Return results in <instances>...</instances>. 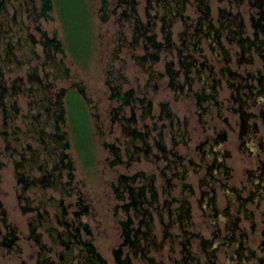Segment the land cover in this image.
Here are the masks:
<instances>
[{
  "label": "rangeland",
  "instance_id": "rangeland-1",
  "mask_svg": "<svg viewBox=\"0 0 264 264\" xmlns=\"http://www.w3.org/2000/svg\"><path fill=\"white\" fill-rule=\"evenodd\" d=\"M92 13L94 17V40H95V51L87 66L75 61L65 48V55L61 52L56 54L57 65H52L51 61H47L44 45L42 44V32H46L49 37L54 34L59 39L64 40V33L62 23L57 15V12L52 11V18L47 19L43 16H38L40 0H33L35 6V13L29 14L26 10L22 11V20L24 26L28 28V37L32 35L36 39L34 49L36 53H32L30 48L26 47H13L12 54L10 57L7 55L9 43L12 40H18V37H26L27 33L14 35L13 31L9 30L8 27L14 28V23L11 20V14L13 12V6L8 5V12L0 14V56L1 58H9V60L3 64L1 68L3 78L7 85H12L18 78L22 81L21 87L26 89L29 86L28 83V71L30 67L36 66L38 69L39 76L43 78V81L53 83L52 93L55 97L61 89H67L79 84L84 88L85 100L88 104L90 112V123L93 129L94 142H95V160L94 163L87 167L82 162L77 150L72 145L68 150L71 159L73 160V180L70 184L65 182L69 179L66 173H64L65 184L58 186L57 188H48L46 190L47 196H53L57 199H64L65 204L68 206L69 215L67 217L73 219V211L79 208V199L82 198L83 203L89 205L88 212L86 215L81 217L82 223L87 224V227L81 225L80 238L83 241L91 242L96 251L108 262V264H116L115 259L119 258L124 260L127 254H131L132 261L138 264L136 258L133 256L128 245H124L125 234L123 221H129L132 219V225L139 226V220L144 217V210L149 209L152 211L148 201H143L140 206L142 207L139 211L131 206L128 211H125L122 205L129 201V193H124V199H119L116 196L115 185H117L118 177L120 174L128 176H134L140 171L144 172L147 176L153 175L154 185L156 187L160 200L164 199L162 195L161 186H165L166 181L162 178L160 171L163 165V159L160 151L156 146V139H159V132H162L163 143L169 151L167 154L168 159H175V156L171 153V149L178 151L177 154L182 155V162L185 163L187 168H191L190 159L199 161L196 153V145L205 137L206 134L212 133L213 129L210 127L211 123H208V129H201L200 123L198 122L199 115L196 113L195 101L191 99V91L195 90V86L203 80L199 79L200 74H196L195 71L191 72L190 75L193 77L192 82H196L192 90L188 86L182 88L173 89L169 85L170 77L166 73V63L173 61L174 68L179 70V58L180 54L178 48L174 46L173 50L163 51L160 54V60L154 64L152 70H148V64L141 66L134 58V54L144 53L142 46H132V34L133 26L125 19L120 18V10L117 13L112 12L113 5L109 7L108 17L106 20L102 18V12H100V0H92ZM139 11L143 18L146 14V0H139ZM208 6H210V19L213 23L219 27L220 23L223 22V34L222 43L224 49L213 47L211 42L207 38H202L198 44V50L194 49V45L191 43L187 45V49H184L182 54L191 53L195 56V59L205 62L209 65L206 68L205 74L213 79L220 81L219 87V98L225 100V105H231L229 100L230 90L227 87V81L219 71V67H229L231 70L238 73L247 75L248 71L255 72L258 68H263L264 61L262 58L254 53L253 47L250 49L252 62L239 60V53L241 46L234 38H228L229 28L236 29L229 18H234V21H240L243 23L244 36H249L251 39L254 35H257L260 39H264V31L262 24L263 20H259L260 13L259 8L252 5L249 0H243L240 3L230 0H207ZM262 6L264 8V0H262ZM110 11V12H109ZM159 13V12H158ZM184 19L177 20L173 27V41L175 45L182 47V40L180 39L179 33L185 29H194V24L201 14L198 8V0H188L184 9ZM255 22H258L255 25ZM253 23V25H252ZM159 27L156 28V31ZM27 37V38H28ZM161 39V36L159 37ZM142 45V44H141ZM8 49V50H7ZM248 53L245 55L248 57ZM228 56L230 61L226 62L225 57ZM22 58L25 60L22 62ZM222 58V59H221ZM245 58V57H244ZM63 60V63L60 60ZM243 59V58H242ZM17 61L22 62L20 66L16 64ZM19 64V63H18ZM68 70V74H63ZM183 70V69H182ZM181 71L178 75L179 84H183L186 78ZM209 72V73H208ZM204 76V74H203ZM212 79L211 77H209ZM250 81L253 82L251 79ZM120 85L123 91L133 88L134 94L137 98L145 97L146 103H152L151 114L147 117L142 118L144 107L141 105L139 99L135 100L132 105L124 106L119 111L118 119H114L115 108L121 103L116 98L111 96L112 90L111 85ZM15 98L18 101L20 107V115L17 118L18 125L25 131L24 115L28 113L29 101L31 98L27 97L24 93H15ZM167 103L171 112L174 116H177L180 124L172 126L169 118L162 113L164 106L162 104ZM134 107V108H133ZM132 113L136 116L134 127H137L141 131L149 129L151 150L148 155H142L138 158H131L126 153L128 136L123 132L121 119L123 116H131ZM229 117V122L234 125L236 116H233L229 111L225 110V117ZM121 119V120H120ZM207 120H211L209 116L205 117ZM213 123L221 126L223 122L219 118L213 117ZM236 125V123H235ZM147 126L149 128H147ZM213 126V125H212ZM234 127H231L225 123L227 130L228 139L225 142V148L231 152V158L228 159V164L233 168V181L240 185L241 179H245L244 169L250 168L255 170L256 162L254 156L250 154L248 150L245 154L239 153L236 146L239 144V138ZM62 128L69 132V125L66 121L62 124ZM179 133V134H178ZM21 141L23 144L31 142L30 138L22 135ZM175 138L178 139L177 143ZM3 134L0 133V198L2 199L3 205L6 209V215L8 222L18 226L19 239L16 244L11 248L2 244V235H0V264H41L38 259L39 247L37 243L29 237V217L32 213H24L19 205L18 193L19 184L17 182L15 168H14V157H8V153L4 151ZM105 143H114L120 147V154L122 162L112 163L114 159L113 153L107 148ZM154 155V156H152ZM159 155L160 157H157ZM150 157H153L151 159ZM243 158V159H242ZM199 175V174H198ZM193 171L189 172L186 182H191L197 185L199 178ZM133 187H139L142 185L140 176H137L133 182ZM138 189V188H137ZM70 193L66 194L65 192ZM147 193V192H146ZM178 192L176 191L175 194ZM42 194L41 189H35L32 193V197L40 198ZM150 193H147L149 197ZM200 196V194H197ZM194 206L197 205L195 199H193ZM176 205V204H174ZM50 211V217L54 215V209L52 206H47ZM247 207L255 213L253 219H245L242 217L240 225L244 229L247 236L244 238L245 246L252 250H255L257 256L264 257V221L263 215H260L261 211L264 210V201L261 205H255L253 203H247ZM154 212V227L152 229L153 235L156 236L157 242L162 240L163 229L159 223V218ZM193 219L197 224V227L191 225L192 229L200 231L201 237H211L209 229L203 223L204 218L202 217L201 211L198 208L194 209ZM253 221L256 222V226L252 228ZM78 220L76 221L77 225ZM129 223V222H128ZM130 224V223H129ZM189 226L187 229H191ZM4 231V227H3ZM42 233L43 241L48 245L49 250L46 252V257H49L51 264H65L64 261L71 264H80L78 259V249L72 252L70 259H65L60 256L62 247L58 246L53 248V243L50 238L46 235L43 230ZM173 233L166 235L164 240V249L162 253H157L156 257L164 258L166 264H173L170 260V255L175 256L171 250L176 251L178 257V251L181 246L174 245L176 248L172 249L170 243L171 238L177 235L176 241L183 239V235L178 233L177 228H173ZM151 233V234H152ZM133 237V236H132ZM194 239V242L198 239ZM175 241V242H176ZM145 246L141 243L139 248ZM195 247V245H194ZM116 250H121L120 254L117 255ZM137 250H139L137 248ZM154 253V251H152ZM245 255H249V251H244ZM44 258V257H43ZM42 258V259H43ZM246 264H255L256 257L250 258L245 262Z\"/></svg>",
  "mask_w": 264,
  "mask_h": 264
},
{
  "label": "trees",
  "instance_id": "trees-1",
  "mask_svg": "<svg viewBox=\"0 0 264 264\" xmlns=\"http://www.w3.org/2000/svg\"><path fill=\"white\" fill-rule=\"evenodd\" d=\"M188 0H146V14L142 17L139 11V0H100L99 10L102 12L104 20L108 17V10L113 5L112 12L117 13L120 10V18L125 19L133 26L132 46H142L144 53L134 54V58L141 66L148 64V70H152L154 64L159 62L160 54L163 51L173 50L174 46L178 48L180 58L178 60L180 69L186 78V82L179 84L178 75L181 71L174 68L173 61L166 63V73L170 77L169 85L173 89L188 86L190 90L193 81L190 73L195 71L200 74V80L213 82V78L202 71L201 62L195 59L193 54H182L184 49L190 43L194 45V49L198 50V44L202 38H207L213 47L224 49L222 43L223 22L217 27L210 19V6L207 0H198V8L201 11L200 16L194 24V29H188L179 33L182 40V47L175 45L173 41V27L177 20L184 19V9ZM235 1L237 4L242 0ZM252 5L259 8L260 21H264V8L262 0H249ZM92 0H40L38 16L47 19L52 18V11H56L62 23L64 40L59 39L56 34L49 37L47 33L42 32V44L44 45L46 59L51 61L52 65H57L56 54L61 52L65 55V48L68 54L78 63L87 66L95 51L94 40V17L92 13ZM13 6L11 20L14 28L8 27V31H13L14 35L27 33L26 37H18V40H12L8 45L7 55L10 57L12 48L21 46L30 48L32 53H36L34 44L36 39L28 33V28L22 20V11L26 10L30 15L35 13L33 0H0V14L8 12L7 6ZM110 12V11H109ZM159 12V13H158ZM258 22H256L257 24ZM236 29L229 28L228 38H234L241 46L239 60H246L245 51L254 47L249 39L245 38L243 31V23L235 21ZM264 31V23L262 24ZM159 30L156 31V28ZM161 36V39L159 38ZM28 37V38H27ZM142 44V45H141ZM257 48V47H256ZM7 49V50H8ZM243 58V59H242ZM9 58H1L0 56V133L3 134L4 151L8 153V157H14V168L17 182L19 184L18 201L24 213H32L29 217V237L33 239L39 247L38 262L41 264H51L46 252L49 250L48 245L42 239L40 230L46 233L53 243V248L60 246L62 252L60 256L63 258H73L72 252L78 249V259L83 264H107L106 260L96 251L94 245L89 241L80 240L81 225L85 228L87 224L82 223L81 217L88 212L89 205L83 203L82 198L79 199V208L73 211V219L67 217L69 215L68 206L64 199H57L53 196L48 197L46 190L48 188H57L62 184H70L73 180V160L70 157L69 149L73 145L77 150L82 162L89 167L95 160V142L93 129L90 123V112L87 101L85 100L84 88L75 84L67 89H61L56 93L55 97L52 93L53 83L44 82L39 76L36 66L30 67L28 71L29 86L24 90L21 87L22 81L18 78L12 85H7L1 68L5 61ZM11 60V59H10ZM9 60V61H10ZM12 61V60H11ZM25 60L22 58V62ZM22 62L17 61L20 66ZM60 62L63 63L61 59ZM19 63V64H18ZM197 64V66H196ZM206 64V63H205ZM58 66V65H57ZM60 68V66H58ZM202 71V72H201ZM63 74H68V70ZM204 74V76H203ZM202 81V82H203ZM112 90L111 96L120 101V105L115 108L114 119L119 117V111L124 106L132 105L137 99L140 100L144 107L142 118L151 114L152 103H146V98H137L134 89L129 88L123 91L120 85L114 84L110 86ZM24 93L31 98L29 101L28 113L24 115L25 131L18 125L17 118L20 115V107L15 98V93ZM194 90L191 91V93ZM194 97L191 94V99ZM162 113L169 119H173L174 114L171 112L167 103H163ZM134 108V107H133ZM122 127L123 132L128 136V145L126 153L131 158H138L142 155H148L151 150L150 131L139 130L134 127L136 116H123ZM120 119V120H121ZM68 122L69 132L62 128V124ZM147 128H149L147 126ZM22 135L30 138L31 142L23 144ZM158 148L164 146L162 132H159V139L155 141ZM107 148L113 153L114 159L112 163L122 162L120 147L114 143H105ZM154 156V155H152ZM157 157H160L157 155ZM153 159V157H150ZM64 173L68 176V180L64 183ZM145 179V184L139 187H133L131 182L137 177ZM151 181V183H150ZM118 184L115 185L116 196L124 199V193H129V201L124 203L122 207L128 211L131 206L139 211L142 207L147 189H153V176H147L140 171L134 176L120 174ZM35 189H41L40 198L32 197ZM70 193L69 191L65 192ZM54 209L53 217H50V211L47 206ZM78 220L79 223L75 224ZM126 227L128 221L122 222ZM4 227V231H3ZM126 235V232L124 231ZM0 235H2V244L11 248L19 239L18 226L8 222L6 209L0 198ZM81 244V245H80ZM44 257V258H43ZM43 258V259H42ZM66 259V260H67ZM65 264H71L64 261ZM25 264V263H22Z\"/></svg>",
  "mask_w": 264,
  "mask_h": 264
},
{
  "label": "flooded vegetation",
  "instance_id": "flooded-vegetation-1",
  "mask_svg": "<svg viewBox=\"0 0 264 264\" xmlns=\"http://www.w3.org/2000/svg\"><path fill=\"white\" fill-rule=\"evenodd\" d=\"M233 19L229 18L232 23L235 22ZM245 38L253 43V52L264 61V39H260L257 32L253 39L249 36ZM253 52L245 51V55L249 54L245 61L252 62ZM225 61H230L228 56L225 57ZM201 66L202 71L209 68V65L205 63H201ZM219 71L225 77L230 90V106L225 105V100L219 98L221 83L218 80L200 82L192 93L196 113L199 115L200 128L207 130L208 123H211L210 127L214 128L212 133L206 134L195 147L199 161L190 159L191 168L189 169L182 162V155L177 154V149L170 150L175 159L169 160L166 154L169 151L165 144L162 148H158L164 161L160 174L166 181L165 186H161L162 195L165 198L160 200L156 187L152 184L153 189H147V193H150L149 197L147 193L145 194V200L148 201L152 211L149 209L141 213L139 211L138 214L144 215L138 222L139 226H133V220L129 219L130 224L124 228L126 232L124 245L130 247L138 264H166L164 258L158 259L156 254L162 253L166 243L164 238L173 233V228H177L178 233L183 235L181 242L176 241V234L171 238L172 249L176 248L174 246L176 244L181 246L178 257L176 251L171 250L175 254V256L170 255L173 264H246L245 262L251 257H256L255 264H264V257L257 256L255 250L245 246L244 238L247 234L240 225L242 217L253 219L255 216L254 212L249 211L251 209L247 207V203L261 205L264 201V70L258 68L255 72L248 71L247 75H244L224 66L219 67ZM212 75L213 73H210L209 77L213 78ZM251 79L253 82L250 81ZM195 83H190V86L193 87ZM225 110L236 116L235 123L239 138L236 149L243 156L248 150L256 162L255 170L250 168L243 170L245 179H241L240 185L232 179L233 168L228 164L231 152L225 148V142L228 139L225 123L234 127L235 131L236 125L235 123L231 125L229 117H225ZM207 116L211 120L205 119ZM173 117L169 119L170 124L172 126L180 124L178 117ZM213 117L221 119L223 124L218 126L213 123ZM175 141L177 143L178 139L175 138ZM191 171L195 175L199 174L197 185L185 180ZM141 180L142 184H145V179L141 178ZM176 191L177 194H175ZM198 193L200 196L197 195ZM193 199L197 202L196 206ZM195 208L201 211L203 223L211 234L209 239L197 238L201 237L200 231L191 228V225L197 227L193 219ZM154 212L157 213L156 216L165 233L160 242H157L156 236L151 232L154 227ZM260 215H263L264 221V210ZM188 226L191 229H187ZM255 226L256 222L253 221L252 228ZM196 238L198 240L194 242ZM141 243L145 246L139 248ZM245 250L249 251V255L244 254ZM120 251L116 250L117 255ZM132 260L131 254L128 253L124 260L116 258L115 263L135 264Z\"/></svg>",
  "mask_w": 264,
  "mask_h": 264
}]
</instances>
